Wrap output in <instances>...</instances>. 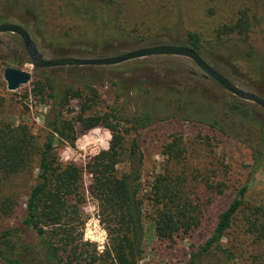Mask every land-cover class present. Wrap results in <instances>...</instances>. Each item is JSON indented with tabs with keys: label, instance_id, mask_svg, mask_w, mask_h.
Returning a JSON list of instances; mask_svg holds the SVG:
<instances>
[{
	"label": "rangeland",
	"instance_id": "rangeland-1",
	"mask_svg": "<svg viewBox=\"0 0 264 264\" xmlns=\"http://www.w3.org/2000/svg\"><path fill=\"white\" fill-rule=\"evenodd\" d=\"M98 1V8L106 7L105 3ZM113 2L112 12L121 13V23L127 29L137 26L136 29L150 35L163 28L174 27L176 20H180L185 30L199 34L203 42L210 44L213 43L215 32L220 27L235 23L240 14L244 13L250 24L248 36L246 39L245 36H226L222 38L224 45L232 47L238 44L242 51L252 49L254 57L264 59V0ZM34 5L40 13L37 23L14 11L6 16L13 19L21 15L24 20L29 21L27 27L30 37L44 58H62L59 56L62 52L59 44L70 47L68 44L77 42L79 38H93L95 28L81 22L80 16L72 14L57 0H34ZM11 23L14 24L15 21ZM0 42V123H9L14 127L26 126L40 147L45 138L44 118L49 108L47 100L34 91L35 82L41 79V75L32 69L29 63L11 66L29 73L31 80L17 91L8 92L2 78L3 70L8 65L6 63L10 60L9 56H15L18 61L21 59L17 53L21 41L15 35L0 34ZM141 48L145 47L117 54L111 51V54L102 58ZM220 61L213 63L218 67V72L244 91L257 95L256 91L259 89L261 98L264 99V81L259 83L260 79L257 78L252 65L243 60L232 65ZM208 65L213 68L212 64ZM100 71L102 79H93L92 86L96 97L90 95L94 102L91 113L105 115L111 111L116 112L117 121L113 124H119L118 130L124 138L125 151L124 159L122 158V163L117 168L118 174L128 171L125 157L132 142L136 143L137 151L143 157L140 181L143 241L138 264H193L192 261L223 264L220 254H211L200 259L195 258V255L209 240L218 215L228 207L245 185L248 186L245 204L221 241L222 249L233 255L232 260L225 264H264V238L258 239L257 231H248L251 229L250 224L258 227L264 224V217L255 212V209L261 208L264 213V163L256 172H251V155L256 148L259 133L249 120L235 115L224 106L227 99L234 97L204 76L192 62L183 58H145L113 67H103ZM58 76L77 81L76 73L70 71H64ZM121 81L139 83L131 93L133 99H116L117 95L123 96L125 93L123 86L113 88V84H119ZM165 84L173 87L174 92L168 91ZM139 89L149 92L148 95L143 94V106L154 107L155 118L176 116L177 112L185 117L157 122L136 134H125V131L130 129V125L125 122L130 120L138 105H142L135 101L136 95L140 94ZM201 92L214 105V117L218 121L217 128L222 130L221 133L187 121L194 118L191 117V103L197 101ZM83 96H88L87 92H84ZM242 104L251 115L255 113L264 118V111L257 106L246 102ZM68 109L64 118L71 120L79 111L78 101L71 102ZM75 138L73 144L56 138L53 145L54 154L60 165H73L80 171L79 199L72 200L73 203L77 201L80 220L83 222L78 232L82 235L81 242L94 247L96 255L100 257L109 249V237L106 225L102 223L99 204L92 194L94 180L90 166L96 156L108 151L111 133L102 127L81 132L79 126H76ZM174 141L180 144L183 152L178 160L170 159L169 155L165 154L167 147ZM37 173L38 159L35 158L28 171L0 182V202L4 199L12 201L11 213L8 216H0L1 228L20 224L24 217L27 195L35 184ZM158 177H171L174 186L179 182V200L181 203L191 204L193 211L190 216L194 217L198 213L200 221L194 231L188 234L181 231L171 241L165 242L158 241L154 231V214L157 208L151 192ZM178 205L180 206L179 202ZM0 264L3 263L0 261Z\"/></svg>",
	"mask_w": 264,
	"mask_h": 264
},
{
	"label": "trees",
	"instance_id": "trees-1",
	"mask_svg": "<svg viewBox=\"0 0 264 264\" xmlns=\"http://www.w3.org/2000/svg\"><path fill=\"white\" fill-rule=\"evenodd\" d=\"M57 1L72 14L80 16L81 22L95 28L91 39L79 38L77 42L68 44L70 47L59 44L58 47H62L59 56L62 58L96 59L111 54V51L117 54L139 47L183 46L198 53L217 71H219L218 67L213 65L215 62L219 63L218 61L222 60L223 64L232 65L243 60L255 68V74L260 79L259 83L264 81V59L254 57L252 49L247 52L242 51L238 44L227 47L222 40L232 35L245 36L246 39L250 32V24L244 13L240 14L235 23L220 27L214 35L215 43L213 41L210 44L203 42L199 34L185 30L180 20H176L174 27L163 28L150 35L136 29L137 26L127 29L121 23V13L112 12L113 0H101L105 3V8H98L96 5L98 0ZM13 11L37 23L40 13L34 5V0H0V24L15 21L14 24L21 26L30 35L29 21L24 20L21 15L17 18L12 17L13 19L6 16ZM1 45L2 42L0 47ZM17 53L21 59L18 61L15 56L13 58L9 56L7 67L30 64L22 44L19 45ZM102 68L69 67L38 71L41 79L35 82L36 90L34 91L49 103L48 112L44 118L45 138L40 147L37 146L26 126L14 127L9 123H0V182L8 181L28 171L31 162L35 158L38 159V173L35 184L27 195L24 217L19 225L0 227V261L3 264H98L99 262L138 264L143 241L140 199L143 157L137 151L136 143L132 142L125 157L128 171L118 174L117 168L122 163V158L124 159L125 151L124 138L118 130L119 124H113L117 121L116 112L111 111L105 115L91 113L93 98L96 97L92 86L93 79L97 81L102 79L100 71ZM64 71L76 73L77 81L58 76ZM119 84H113V88L123 86L125 93L123 96L117 95L116 99H130V97L133 99L131 93L135 91L139 83L121 81ZM165 85L168 91L174 92L173 87ZM139 91L140 94L136 95L135 101L142 105H138L134 114H131L130 120L125 122L130 125V129L125 131V134L129 132L136 134L157 122L185 117L177 112L176 116L155 118L153 115L155 108L143 106V94L145 96L149 92L145 89L143 92L140 89ZM84 92H87L88 96L84 97ZM259 92L258 89L257 96L262 97ZM206 98L203 92L199 93L197 101L191 103V117L194 118L187 121L221 133L222 130L217 128L218 121L214 117V105ZM73 101H78L79 111L71 120H66L64 113L68 112ZM1 105L2 100H0V108ZM224 106L235 115L249 120L258 130L259 138L251 155V172L254 173L264 163V118L255 113L251 115L236 98L227 99ZM76 126H79L81 132L102 127L111 133L108 151L96 156L90 166L94 180L92 194L99 204L102 223L106 225L109 237V249L100 257L96 255L94 247L81 242L82 235L78 232L83 222L80 220L77 201L73 203L72 200L78 198L80 171L73 165H60L54 154L53 145L56 138L73 144L76 139ZM165 154L169 155L170 159L178 160L183 152L180 144L174 141L167 147ZM180 181L184 180L180 179ZM179 188V182L174 186L171 177H158L152 188L151 194L157 208L154 214V231L156 239L160 242L171 241L181 231L188 234L200 225L198 213L194 217L190 216L193 211L190 208L191 204L181 203L179 200L177 191ZM247 191L248 186H243L228 207L218 215L209 240L198 250L195 258L220 254L223 264L232 260L233 255L222 249L221 241L231 228L234 218L243 208ZM11 210L12 201L1 200L0 216H8ZM255 212L264 217L261 208L255 209ZM250 227L249 233L257 231L258 239L264 238V224L260 227L250 224ZM87 248L93 250L88 251ZM192 263L203 264L195 261Z\"/></svg>",
	"mask_w": 264,
	"mask_h": 264
},
{
	"label": "water",
	"instance_id": "water-1",
	"mask_svg": "<svg viewBox=\"0 0 264 264\" xmlns=\"http://www.w3.org/2000/svg\"><path fill=\"white\" fill-rule=\"evenodd\" d=\"M0 34H11L17 36L23 46L24 52L31 64L32 69L37 71L62 69L69 67H113L131 61L152 58V57H176L187 59L207 78L212 80L221 89L232 97L246 103L253 104L264 111V99L244 91L234 85L220 72L209 66L198 53L183 47L160 45L145 47L134 51L126 52L117 56L96 59L79 58H56L46 59L38 51L36 44L31 39L27 31L21 26L12 23L0 24ZM8 92H15L21 86L27 85L31 80V75L11 67H6L2 74Z\"/></svg>",
	"mask_w": 264,
	"mask_h": 264
}]
</instances>
